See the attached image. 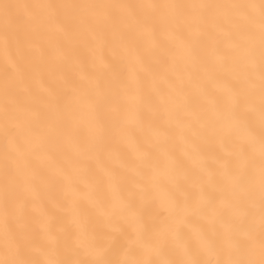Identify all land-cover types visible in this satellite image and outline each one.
<instances>
[{
  "label": "snow or ice",
  "instance_id": "1",
  "mask_svg": "<svg viewBox=\"0 0 264 264\" xmlns=\"http://www.w3.org/2000/svg\"><path fill=\"white\" fill-rule=\"evenodd\" d=\"M0 264H264V0H0Z\"/></svg>",
  "mask_w": 264,
  "mask_h": 264
}]
</instances>
